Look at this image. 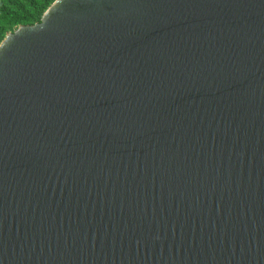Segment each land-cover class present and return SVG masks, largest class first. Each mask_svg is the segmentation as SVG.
<instances>
[{
    "label": "water",
    "instance_id": "1",
    "mask_svg": "<svg viewBox=\"0 0 264 264\" xmlns=\"http://www.w3.org/2000/svg\"><path fill=\"white\" fill-rule=\"evenodd\" d=\"M0 264H264V0H56L9 33Z\"/></svg>",
    "mask_w": 264,
    "mask_h": 264
},
{
    "label": "trees",
    "instance_id": "2",
    "mask_svg": "<svg viewBox=\"0 0 264 264\" xmlns=\"http://www.w3.org/2000/svg\"><path fill=\"white\" fill-rule=\"evenodd\" d=\"M56 0H0V45L21 26L40 23Z\"/></svg>",
    "mask_w": 264,
    "mask_h": 264
}]
</instances>
